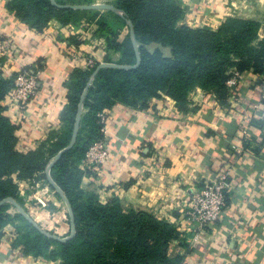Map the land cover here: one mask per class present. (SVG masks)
Instances as JSON below:
<instances>
[{
    "label": "crops",
    "instance_id": "obj_1",
    "mask_svg": "<svg viewBox=\"0 0 264 264\" xmlns=\"http://www.w3.org/2000/svg\"><path fill=\"white\" fill-rule=\"evenodd\" d=\"M10 1L0 0V38L11 36L17 52L14 59L2 63L0 76L14 80L22 66L41 67L37 97L21 111L7 112L29 138L25 148L20 142L17 148L27 150L62 129L71 72L87 69L89 58L101 63L108 54L111 62H117L120 54L108 48L93 21L82 18L63 24L53 18L37 30L9 8ZM176 1L184 11L179 25L215 30L229 17L250 19L259 23L253 44L264 42V0ZM127 32L125 26L119 30L120 41ZM156 47L148 46L150 51ZM241 73L237 86H226L223 102L216 93L196 87L189 92L183 111L164 93L143 104L117 102L104 109L109 118L110 155L99 172L84 175L80 189L97 194L103 203L117 199L123 212L144 211L174 225L181 235L169 246V257L175 260L171 264H264V102L256 86L260 73L253 68ZM256 103L259 111L254 114ZM248 115L253 117L245 151L236 156L232 148ZM78 167L87 171L81 163ZM228 167L226 205L214 225L200 229L186 216L191 191ZM12 178L22 196L28 183L15 175ZM38 195L42 201L28 204L29 215L42 229L60 237L68 235L65 205L54 193ZM17 236L12 223L0 230V264L59 263L24 252Z\"/></svg>",
    "mask_w": 264,
    "mask_h": 264
},
{
    "label": "trees",
    "instance_id": "obj_2",
    "mask_svg": "<svg viewBox=\"0 0 264 264\" xmlns=\"http://www.w3.org/2000/svg\"><path fill=\"white\" fill-rule=\"evenodd\" d=\"M57 4H91L93 0H56ZM123 16L106 11L120 26H113L103 12L57 8L50 0H11L9 8L29 26L42 30L51 19L65 24L86 18L98 25L109 49L119 52L116 63L134 64L129 31L119 40V30L131 20L137 39L140 64L134 69L103 68L94 76L83 104L79 133L72 149L53 165L50 175L69 198L76 234L60 242L49 238L20 213H8L9 203L0 206V230L14 224L17 245L26 253L58 260V264H171L169 246L179 239L176 227L144 211L123 212L117 199L103 203L93 192H84L80 183L88 171L79 169L89 145L100 137L97 114L121 102H138L167 94L179 110L187 107V96L196 87L226 99L228 70L253 68L264 73V42L253 44L259 23L250 19L227 18L217 29L179 25L184 11L176 0H115ZM157 44L152 51L148 46ZM104 62H111L105 55ZM75 68L66 83L69 103L61 119L62 129L51 132L36 148H25L29 138L12 122L4 105L13 79L0 76V201L14 198L20 205L17 180L45 179V169L58 151L69 143L79 98L94 69ZM54 194L59 198L58 194ZM69 219V216H67ZM70 221V220H69Z\"/></svg>",
    "mask_w": 264,
    "mask_h": 264
},
{
    "label": "built area",
    "instance_id": "obj_3",
    "mask_svg": "<svg viewBox=\"0 0 264 264\" xmlns=\"http://www.w3.org/2000/svg\"><path fill=\"white\" fill-rule=\"evenodd\" d=\"M15 41L11 36L0 38V71L2 63L12 60L16 56ZM87 68L92 67L96 62L89 58L86 60ZM39 65L22 66L18 71L14 85L4 102L8 112L21 111L38 95L40 88ZM242 73L237 69L230 71L226 81L228 88L237 86L242 78ZM259 91V100L264 102V73L259 74L256 84ZM254 114L259 111V103L253 105ZM253 115L245 117L237 144L233 145L236 156L244 153V144L249 137V125ZM100 137L92 142L85 152L81 161L82 168L90 172H99L100 167L108 161L110 152L107 144L109 135L108 114L105 110L97 114ZM230 168L222 169L216 178L206 181L202 186L191 191L188 201V211L186 213L189 222L194 223L200 229H206L214 225L220 218L221 212L226 205L225 193L230 187ZM198 236L195 235L194 238Z\"/></svg>",
    "mask_w": 264,
    "mask_h": 264
},
{
    "label": "water",
    "instance_id": "obj_4",
    "mask_svg": "<svg viewBox=\"0 0 264 264\" xmlns=\"http://www.w3.org/2000/svg\"><path fill=\"white\" fill-rule=\"evenodd\" d=\"M51 4L57 8H69V9H75V10H104V11H111L117 15L123 16L122 11L114 6L113 4L110 3H91V4H80V5H72V4H65V5H60L57 4L56 0H50ZM126 25L128 27L129 31V37L132 42V46L134 49L135 53V58L136 62L134 64L128 65V64H119L116 62H101L97 65V67L94 69L93 73L91 74L89 80L86 83V86L79 98V102L77 105V111H76V116L74 119V125L72 128V133L71 137L69 140V143L67 146L62 148L60 151L56 153V155L50 160V162L47 164L46 169H45V177L48 182V184L54 189V191L58 194V196L62 199L64 202L66 208H67V213L69 216L70 220V233L64 237H60L54 233H51L49 231H46L42 229L34 220L33 218L29 215V213L24 209L22 205H20L14 198L12 197H6L0 201V206H2L5 203H10L12 204L13 207L17 210L18 213H20L29 223H31L34 227H36L41 233L46 235L49 238L55 239L60 242H65L67 240H70L73 238L76 234V227H75V219H74V214L72 210V206L70 203L69 198L66 196L65 192L61 187L53 180V178L50 175L51 168L53 165L59 160V158L67 151L73 148V146L76 143L77 136L79 133V127H80V121H81V116L83 113V104L85 97L87 95L89 86L91 85L94 76L97 74V72L103 68H116V69H134L139 66L140 64V53H139V48H138V43L137 39L135 37V32L133 28V23L131 20H126Z\"/></svg>",
    "mask_w": 264,
    "mask_h": 264
},
{
    "label": "rangeland",
    "instance_id": "obj_5",
    "mask_svg": "<svg viewBox=\"0 0 264 264\" xmlns=\"http://www.w3.org/2000/svg\"><path fill=\"white\" fill-rule=\"evenodd\" d=\"M103 13H104V15H106V18L108 19V21L113 26H117V25L120 26V23L117 22V20H115L111 15L107 14L106 12H103ZM26 182L28 183L27 191L21 196L22 199L24 200L23 207L26 211H27L28 204L39 205L41 203L42 199L38 195V192H41V193L46 192V194H48V193L53 194L55 192L54 189L48 184L46 177L44 180L43 179L41 180L37 177H34L33 179H30ZM19 193H20V191H19ZM58 199H60L59 201L64 204V202L62 201V199L60 197ZM63 204H61L62 207H63ZM8 205H10L8 207V211H7L8 213H10V214L18 213L17 210L15 209V207L12 206V204L9 203Z\"/></svg>",
    "mask_w": 264,
    "mask_h": 264
}]
</instances>
